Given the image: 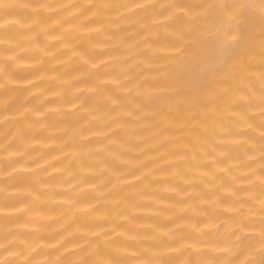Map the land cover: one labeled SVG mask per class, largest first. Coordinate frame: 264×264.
Returning a JSON list of instances; mask_svg holds the SVG:
<instances>
[{"label":"clouds","instance_id":"9594fccd","mask_svg":"<svg viewBox=\"0 0 264 264\" xmlns=\"http://www.w3.org/2000/svg\"><path fill=\"white\" fill-rule=\"evenodd\" d=\"M0 264H264V0H0Z\"/></svg>","mask_w":264,"mask_h":264},{"label":"bare ground","instance_id":"6f19581e","mask_svg":"<svg viewBox=\"0 0 264 264\" xmlns=\"http://www.w3.org/2000/svg\"><path fill=\"white\" fill-rule=\"evenodd\" d=\"M222 58V54L216 50V46L209 42L207 51L197 52L186 59L184 71L186 75L192 78H198L202 73L208 70V65L217 62Z\"/></svg>","mask_w":264,"mask_h":264}]
</instances>
